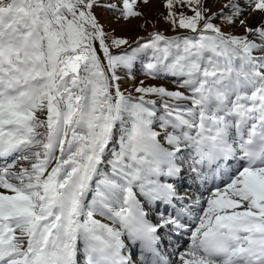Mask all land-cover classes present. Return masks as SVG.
I'll list each match as a JSON object with an SVG mask.
<instances>
[{
  "label": "snow or ice",
  "instance_id": "snow-or-ice-1",
  "mask_svg": "<svg viewBox=\"0 0 264 264\" xmlns=\"http://www.w3.org/2000/svg\"><path fill=\"white\" fill-rule=\"evenodd\" d=\"M148 2L0 0V264H264V0Z\"/></svg>",
  "mask_w": 264,
  "mask_h": 264
},
{
  "label": "rangeland",
  "instance_id": "rangeland-1",
  "mask_svg": "<svg viewBox=\"0 0 264 264\" xmlns=\"http://www.w3.org/2000/svg\"><path fill=\"white\" fill-rule=\"evenodd\" d=\"M112 2H115V0H112ZM208 6L211 7L213 11H216L219 7V2L218 0H208ZM139 10L143 12L142 17H135L128 20H118L117 14L107 10H98V15L106 31L114 36L126 38L130 43L140 40L141 37L147 40L149 34L154 31H159L169 37L185 34L187 31L184 29H174L163 19V15L166 14L167 11L164 7V0H149L147 4L141 3ZM188 14L190 15L191 12H188ZM216 22L220 23V21ZM224 30L233 31L237 34L243 31L240 27L232 29L225 28ZM148 62L149 60H144L143 63L137 62L135 64L133 69V74L136 77L135 80L130 79L125 72L118 73L122 77L120 81L122 90L132 92L135 95V87L139 86L141 80H143L145 84H162L170 89L176 88L178 81L170 74L159 80H153L147 77L143 65ZM194 183L199 184L196 179L190 180L187 177L181 186L182 194H187ZM165 247H167V244H165Z\"/></svg>",
  "mask_w": 264,
  "mask_h": 264
},
{
  "label": "bare ground",
  "instance_id": "bare-ground-1",
  "mask_svg": "<svg viewBox=\"0 0 264 264\" xmlns=\"http://www.w3.org/2000/svg\"><path fill=\"white\" fill-rule=\"evenodd\" d=\"M256 19H259V17L257 16ZM188 179L192 180V179H196L197 183H194L193 186L189 189L188 191V195H198L201 191H202V188H201V185H200V181L195 177V173H192L191 175L188 176ZM169 239H175V237H170ZM180 245L182 246H186L187 243H188V239L187 237L185 236L183 240L179 241L178 242ZM167 252H174L175 251V248L170 245V244H167ZM167 254V253H165Z\"/></svg>",
  "mask_w": 264,
  "mask_h": 264
}]
</instances>
